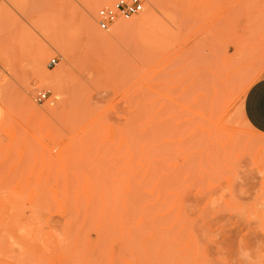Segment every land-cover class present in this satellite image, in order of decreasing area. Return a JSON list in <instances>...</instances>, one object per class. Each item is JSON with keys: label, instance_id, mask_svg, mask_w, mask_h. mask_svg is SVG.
<instances>
[{"label": "rangeland", "instance_id": "rangeland-1", "mask_svg": "<svg viewBox=\"0 0 264 264\" xmlns=\"http://www.w3.org/2000/svg\"><path fill=\"white\" fill-rule=\"evenodd\" d=\"M115 1L0 0V264H264V0Z\"/></svg>", "mask_w": 264, "mask_h": 264}, {"label": "built area", "instance_id": "built-area-1", "mask_svg": "<svg viewBox=\"0 0 264 264\" xmlns=\"http://www.w3.org/2000/svg\"><path fill=\"white\" fill-rule=\"evenodd\" d=\"M145 0H116L111 5H106L98 10V28L101 31H109L120 20H127L144 11ZM52 63H56L54 58ZM47 92H39L36 96L38 102H43Z\"/></svg>", "mask_w": 264, "mask_h": 264}, {"label": "crops", "instance_id": "crops-1", "mask_svg": "<svg viewBox=\"0 0 264 264\" xmlns=\"http://www.w3.org/2000/svg\"><path fill=\"white\" fill-rule=\"evenodd\" d=\"M243 114L255 131L264 134V76L257 79L247 90Z\"/></svg>", "mask_w": 264, "mask_h": 264}, {"label": "bare ground", "instance_id": "bare-ground-1", "mask_svg": "<svg viewBox=\"0 0 264 264\" xmlns=\"http://www.w3.org/2000/svg\"><path fill=\"white\" fill-rule=\"evenodd\" d=\"M48 1H49V0H31L32 3H33V2H34V3H35V2H36V3L38 2V3H42V4H43V3H46V2H48ZM108 5H110V2H109ZM231 81H232V80H231ZM228 85H229V84H228ZM219 90H220V89H219Z\"/></svg>", "mask_w": 264, "mask_h": 264}]
</instances>
